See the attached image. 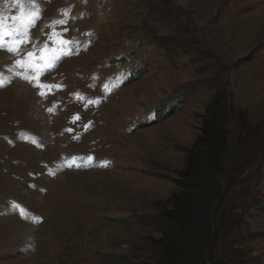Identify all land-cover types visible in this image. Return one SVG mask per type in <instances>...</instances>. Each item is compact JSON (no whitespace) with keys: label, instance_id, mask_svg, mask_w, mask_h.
I'll list each match as a JSON object with an SVG mask.
<instances>
[{"label":"rangeland","instance_id":"obj_1","mask_svg":"<svg viewBox=\"0 0 264 264\" xmlns=\"http://www.w3.org/2000/svg\"><path fill=\"white\" fill-rule=\"evenodd\" d=\"M1 38L0 264L159 262L216 94L251 130L209 261L264 264V0H0Z\"/></svg>","mask_w":264,"mask_h":264},{"label":"trees","instance_id":"obj_2","mask_svg":"<svg viewBox=\"0 0 264 264\" xmlns=\"http://www.w3.org/2000/svg\"><path fill=\"white\" fill-rule=\"evenodd\" d=\"M225 109V96L216 94L205 110L201 134L189 149L185 167L178 174L183 190L173 192L162 205L161 217L169 227L158 240L151 239L160 261L135 263V256H126L119 259L122 264H216L209 260L214 258L220 241L217 215L226 195V184L221 180L231 177L230 164L235 169L249 150L248 136L243 135L251 130L247 120L240 118L241 138L231 144ZM217 264L242 263L236 259Z\"/></svg>","mask_w":264,"mask_h":264},{"label":"bare ground","instance_id":"obj_3","mask_svg":"<svg viewBox=\"0 0 264 264\" xmlns=\"http://www.w3.org/2000/svg\"><path fill=\"white\" fill-rule=\"evenodd\" d=\"M2 38H4V37H2ZM2 38H1V40H2ZM1 53V52H0ZM10 53V52H9ZM2 55V54H1ZM0 58H2L3 60L2 61H8V59H9V57L5 54V53H3V55L2 56H0ZM15 58V57H14ZM17 63V62H16ZM25 63V62H24ZM18 64V63H17ZM19 66H20V64H19ZM23 66V65H22ZM16 71V70H15ZM14 72V70H12V72L11 73H13ZM16 73V72H15ZM11 76V75H10ZM21 81H23V80H21ZM21 81H19V83H20V85L17 87V91L18 92H20V93H22V92H29L30 91V89H29V87L26 85V84H24V83H22ZM16 92V91H15ZM17 96V95H16ZM22 96V95H21ZM29 96V95H28ZM23 97V96H22ZM25 98V97H24ZM19 99V98H18ZM21 100H22V98H21ZM26 194H28V193H26ZM33 232L34 231H28V233H26L25 235H27V236H29V237H31L32 235H33ZM28 238V237H27Z\"/></svg>","mask_w":264,"mask_h":264},{"label":"snow or ice","instance_id":"obj_4","mask_svg":"<svg viewBox=\"0 0 264 264\" xmlns=\"http://www.w3.org/2000/svg\"><path fill=\"white\" fill-rule=\"evenodd\" d=\"M8 34H10V33H8ZM65 43H67V42H65Z\"/></svg>","mask_w":264,"mask_h":264}]
</instances>
